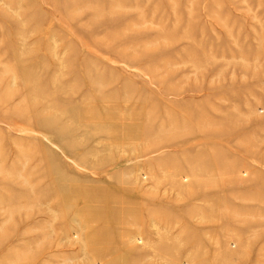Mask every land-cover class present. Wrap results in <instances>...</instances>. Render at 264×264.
Instances as JSON below:
<instances>
[{"label":"rangeland","instance_id":"obj_1","mask_svg":"<svg viewBox=\"0 0 264 264\" xmlns=\"http://www.w3.org/2000/svg\"><path fill=\"white\" fill-rule=\"evenodd\" d=\"M0 264H264V0H0Z\"/></svg>","mask_w":264,"mask_h":264}]
</instances>
